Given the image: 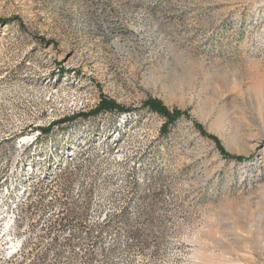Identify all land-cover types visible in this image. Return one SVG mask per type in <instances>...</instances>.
I'll list each match as a JSON object with an SVG mask.
<instances>
[{
    "label": "rangeland",
    "instance_id": "1",
    "mask_svg": "<svg viewBox=\"0 0 264 264\" xmlns=\"http://www.w3.org/2000/svg\"><path fill=\"white\" fill-rule=\"evenodd\" d=\"M0 264H264V0H0Z\"/></svg>",
    "mask_w": 264,
    "mask_h": 264
},
{
    "label": "trees",
    "instance_id": "2",
    "mask_svg": "<svg viewBox=\"0 0 264 264\" xmlns=\"http://www.w3.org/2000/svg\"><path fill=\"white\" fill-rule=\"evenodd\" d=\"M101 108L98 109H93L92 111L89 112H76V113H72L71 115H69L68 117H63L62 119H59L58 121H53L52 123H50L47 127H38L40 128V130L47 134L50 129L55 125V124H61L64 122H71L77 118H82V119H86L89 116H95L97 114H99L102 111L105 110H115L118 112H124L127 111L126 108L124 107H120L119 105H117L116 103H114L113 101H107L104 100L101 103ZM144 106H146L148 109H150L153 112H156L158 114H160L163 118H164V123L162 125V130H166L167 126L170 125L171 123H173L180 115V111L177 109H174L172 111H170L161 101L159 100H155V99H150L144 102ZM194 127L198 130L199 133H201L202 135L210 138L214 144L217 146V148L219 149V151L227 158H231L235 161H240L242 158L240 156H235V155H229L225 152V150L223 149V147L220 144L219 139L212 135L207 133L204 128L202 127V125H200L199 123H194Z\"/></svg>",
    "mask_w": 264,
    "mask_h": 264
},
{
    "label": "bare ground",
    "instance_id": "3",
    "mask_svg": "<svg viewBox=\"0 0 264 264\" xmlns=\"http://www.w3.org/2000/svg\"><path fill=\"white\" fill-rule=\"evenodd\" d=\"M8 225V224H7ZM10 226H12V223L10 224ZM11 247L12 248H15V246H14V242H11ZM16 251V250H15Z\"/></svg>",
    "mask_w": 264,
    "mask_h": 264
}]
</instances>
